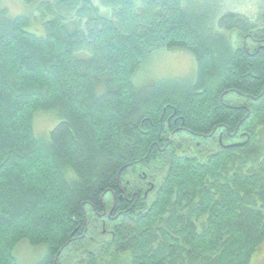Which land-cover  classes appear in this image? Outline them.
Here are the masks:
<instances>
[{
    "label": "trees",
    "instance_id": "1",
    "mask_svg": "<svg viewBox=\"0 0 264 264\" xmlns=\"http://www.w3.org/2000/svg\"><path fill=\"white\" fill-rule=\"evenodd\" d=\"M23 1L16 15L0 4V264H20L25 243L40 249L33 264H253L264 18L217 0L212 13L193 0ZM171 49L193 57L188 77L150 72ZM39 116L55 120L45 133Z\"/></svg>",
    "mask_w": 264,
    "mask_h": 264
},
{
    "label": "rangeland",
    "instance_id": "2",
    "mask_svg": "<svg viewBox=\"0 0 264 264\" xmlns=\"http://www.w3.org/2000/svg\"><path fill=\"white\" fill-rule=\"evenodd\" d=\"M94 2H96V0H94ZM193 2L196 3L197 7H208L210 13H212V6L214 9V2L212 4L211 0H193ZM217 2L221 13H237L245 16V18L255 22L257 25H260L261 19L264 18V0H217ZM0 4L5 6L9 13L13 15L27 11L26 8L28 6L23 0H0ZM229 35L232 41L237 40V38L234 37L235 33ZM149 69L155 76L175 75L179 77H188L194 69V60L191 54L186 51L171 49L159 52V54L154 56ZM54 122L55 120L52 118L39 116L35 124V129L38 132L45 133L55 124ZM106 200V206L107 209H109L111 207L109 196L106 197ZM39 252V247L34 248L27 243L19 245L16 251L20 264H33V260L39 257ZM253 264H264V245L254 259Z\"/></svg>",
    "mask_w": 264,
    "mask_h": 264
},
{
    "label": "flooded vegetation",
    "instance_id": "3",
    "mask_svg": "<svg viewBox=\"0 0 264 264\" xmlns=\"http://www.w3.org/2000/svg\"><path fill=\"white\" fill-rule=\"evenodd\" d=\"M197 145H198V144H197ZM111 208H112V206H111V207L109 208V210H107L106 212H110V211H112Z\"/></svg>",
    "mask_w": 264,
    "mask_h": 264
}]
</instances>
